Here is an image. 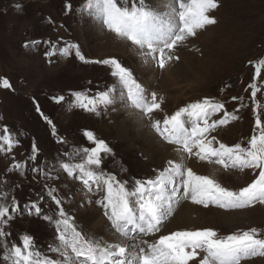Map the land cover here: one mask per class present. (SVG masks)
<instances>
[{
	"label": "snow or ice",
	"instance_id": "obj_1",
	"mask_svg": "<svg viewBox=\"0 0 264 264\" xmlns=\"http://www.w3.org/2000/svg\"><path fill=\"white\" fill-rule=\"evenodd\" d=\"M220 6V0H82L75 13L83 25L113 34L131 46L144 66L163 73L181 62L182 49L200 52L193 42L218 23L213 13ZM73 11L71 0H65L64 15ZM47 22L64 27L51 17ZM40 46L49 64L54 57L75 59L103 66L111 77L102 87L70 89L50 100L66 105L67 111L82 110L96 117L131 111L160 141L172 146L176 156L153 167L152 175L128 176V167L116 159L109 143L85 128L80 137L87 146L70 144L33 98L36 113L61 147L54 156L44 157L33 138L18 160L15 150L27 134L0 123V156L10 160L0 173V264H245L264 258L260 227L226 235L212 227L162 234L183 201L225 212L264 206V102L258 99V93L264 95V58L248 61L254 68L244 89L250 104L242 96H232L238 106L229 111L225 100L203 96L169 114L163 108L165 97L119 58L91 59L78 42L59 45L51 39H32L23 44ZM0 89L14 91L6 77H0ZM249 106L254 120L250 136L231 145L221 142L214 133L240 120L241 109ZM3 119L0 116V122ZM193 159L224 172H248L251 179L238 188L224 186L188 166ZM21 180L39 185L23 200L17 195L23 190ZM68 204L95 205L106 219L108 235L85 232L66 209ZM25 217L52 230L48 242L16 227Z\"/></svg>",
	"mask_w": 264,
	"mask_h": 264
},
{
	"label": "rangeland",
	"instance_id": "obj_2",
	"mask_svg": "<svg viewBox=\"0 0 264 264\" xmlns=\"http://www.w3.org/2000/svg\"><path fill=\"white\" fill-rule=\"evenodd\" d=\"M64 3L65 0H0V77L8 78L14 88V91L0 89V116L4 118L0 123L27 134L26 138H22V147L15 150L18 160L24 158L21 154L29 148L33 138L43 149L44 157L54 156L61 147L51 136L50 127L36 113L33 98L39 102L45 115L53 120L58 133L65 136L70 144L87 146L80 137V130L85 128L93 130L99 138L109 143L116 159L128 167V176L152 175L153 167H162L171 155H174L172 158L176 156L172 146L160 141L145 123L141 128L151 132L156 143H162L167 150L161 152L151 145H145L142 140H136L140 129L131 125V120L139 119L131 111L120 110L96 117L82 110L67 111L66 105H57L50 100L49 97L67 94L70 89L102 87L111 82V77L105 67L84 65L75 59L54 57L49 64L43 55L44 46L23 47L25 42L32 39H51L59 45L65 41L78 42L91 59L119 58L125 65L134 68L143 83L165 97L163 108L169 114L203 96L225 100L229 111L238 106V102L231 101L232 96H242L244 102L250 104L249 93L244 89L254 75V68L248 65V61L264 58V0H220L221 6L213 13L218 23L200 33L193 42L200 52L182 49L181 62L163 73L144 66L131 46L113 34L83 25L75 13L82 0H71L74 11L67 16L63 13ZM49 17L56 21L57 26L63 24L64 27L54 28L47 22ZM89 80L92 81L91 85L88 84ZM225 85L231 87L226 88ZM222 88L223 93L220 92ZM258 99L264 102V95L258 93ZM239 115L240 120L214 133L221 142L231 145L250 136L254 122L250 106L241 109ZM154 152L155 155L151 156ZM194 162L197 161H187L192 168ZM9 164L7 156H0V173ZM201 166H204L203 171L200 170ZM110 167L119 171L117 166ZM195 167L197 173H205L202 175H209L230 188H238L251 179L248 172H224L217 165L197 162ZM20 182L23 190L18 191L17 195L21 200L39 188L35 182ZM56 183L59 185L60 182ZM184 204L192 205L183 201L162 229V234L184 229L172 225ZM66 209L76 216L77 223L87 233L99 235L92 228L94 222L90 224L93 218L96 222L107 224L95 205L77 208L75 204H68ZM226 213L232 222L227 225L214 222L205 227L215 228L221 235L248 227L264 228V206ZM209 218L214 220L213 216ZM16 227L34 233L41 243L48 242L52 236V230L35 218L25 217ZM192 228L198 227L185 229ZM245 264H264V258H254Z\"/></svg>",
	"mask_w": 264,
	"mask_h": 264
},
{
	"label": "bare ground",
	"instance_id": "obj_3",
	"mask_svg": "<svg viewBox=\"0 0 264 264\" xmlns=\"http://www.w3.org/2000/svg\"><path fill=\"white\" fill-rule=\"evenodd\" d=\"M136 120L137 119L131 120L132 121L131 125L137 126L140 129V132H139L136 140H140V141L142 140V142L145 145H149V146L151 145L152 147L155 148V150L159 149V151L165 152L167 150V148L164 147L162 143H161L162 145L157 144L156 143L157 140L151 134V132L143 130L145 128H143V129L141 128V126H143L144 123H142L140 120H137V121ZM154 155H155V152L151 154V156H154ZM173 156L174 155H171L169 158H172ZM196 163L197 162L192 163L193 169L196 168L195 167ZM188 165H190V167H192L191 164H188ZM202 167H204V166H201L200 170H202ZM198 174H205V173H198ZM212 216L214 217V220H211L209 218V217L212 218ZM92 222H94V224L92 225V228L95 229L99 235H105V236L108 235V229H106L107 227H106L105 223H101L99 221L96 222V220L94 218L92 221H90V224ZM172 222H173V224H172L173 226H177L178 228H184L185 229V228H188L191 226H197L198 228H201V227H205V225H207V226L211 225L214 222L218 225H227L232 221L226 212H224L223 210H218L215 207H209V208L205 209L202 206H198V205H194V204H192V205L184 204L181 206V208L177 212V214H176V216Z\"/></svg>",
	"mask_w": 264,
	"mask_h": 264
}]
</instances>
